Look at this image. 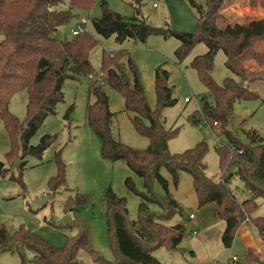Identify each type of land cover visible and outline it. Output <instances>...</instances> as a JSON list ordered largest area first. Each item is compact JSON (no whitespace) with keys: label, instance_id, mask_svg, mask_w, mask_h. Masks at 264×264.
Listing matches in <instances>:
<instances>
[{"label":"trees","instance_id":"trees-1","mask_svg":"<svg viewBox=\"0 0 264 264\" xmlns=\"http://www.w3.org/2000/svg\"><path fill=\"white\" fill-rule=\"evenodd\" d=\"M247 1L251 5L259 1L264 8V0ZM94 3L95 0H0V120L12 140L11 157L16 148L21 151L19 157L29 153L42 156L54 136L44 135L37 145L31 144L30 140L46 117L55 114L58 103L64 100L66 79L94 74L90 52L98 43L95 36L89 30L70 38L60 36L61 28L77 17L75 9L91 10ZM191 3L199 13L193 32L155 27L143 19L127 17L113 10L106 0L100 1L101 14L91 17V23L100 35L105 38L115 35L118 42L129 38L145 42L152 34L175 36L181 41L175 50L179 60L184 59L197 43L204 42L208 50L191 61L207 87L201 99V113L224 123L232 116L236 100L257 97L250 84L264 80V52L256 49V43L264 40V18L245 17L231 21L223 13L225 0H207L205 5L194 0ZM220 49L226 54L227 67L238 77L228 76L223 84L212 77L214 57ZM124 57L125 63H120L119 59ZM248 59H253L257 66L247 65ZM101 71L106 72L105 81L122 93L126 110L135 112L132 122L136 130L149 139L148 147L143 149L116 139L113 134L115 113L110 110V97L102 85L92 87L95 101L89 103L87 117L89 126L101 142V155L112 161H125L144 178L147 193L139 192L131 177L125 181L129 189L143 198L138 219H129L125 197L118 196L109 187L103 204L116 255L114 260L105 258L93 248L90 227L84 221L79 225V233L70 237L63 247L40 239L24 226L14 233L0 227V251H15L26 246L34 251L31 264H83L77 258L82 248L90 252L97 264H164L153 251L161 245L176 250L185 237L186 227L183 223L168 225L164 222L175 213L182 215L183 208L170 193L169 181L161 173L163 167L172 173L175 184L180 170L191 174L199 207L212 202L217 204V212L225 220L222 242L226 247L232 245L247 219L264 239V215L253 216L258 208L257 198L264 197V139L255 132L252 141L245 144L232 140L221 129L229 137V143L216 147L221 168V178L216 181L206 173L208 147L205 141L181 153L169 150V141L179 129L167 128L162 122V109L177 103L168 84L166 69L159 66L156 70V109L151 108L137 65L125 50L104 51ZM21 89H26L29 96L25 121H20L9 108L12 95ZM209 96L213 102L208 100ZM72 110L73 106L66 117ZM31 119L33 121L28 124ZM144 119H148L149 124ZM201 119L198 114L192 118L194 123ZM58 165L57 174L49 180L53 193L67 186L65 165L59 158ZM235 174L243 179L248 197L239 199L231 186ZM154 181L163 187L164 195L158 196L152 191ZM86 196L70 197L67 208L88 204ZM150 202L157 203L162 211H150ZM246 257L249 264H264L261 254L253 247L247 248ZM22 260L25 264L26 260L23 257Z\"/></svg>","mask_w":264,"mask_h":264},{"label":"rangeland","instance_id":"rangeland-1","mask_svg":"<svg viewBox=\"0 0 264 264\" xmlns=\"http://www.w3.org/2000/svg\"><path fill=\"white\" fill-rule=\"evenodd\" d=\"M101 0H95L91 10L75 9L77 17L61 28V37H72L71 29L78 23H87V29L95 36L98 43L90 52L94 67V75L100 74L104 51L125 50L137 65L145 89L148 102L152 109L157 108L155 88L156 70L159 66L168 71V84L172 88L177 103L162 109L161 117L165 127H177L178 134L169 141L172 153H181L205 141L207 153L206 173L214 180L221 178V168L217 146L240 140L245 144L252 141L256 134L264 139V80L252 82L250 87L257 92V97L249 100H236L233 114L226 122L210 127L215 118L201 113L202 97L207 92L205 83L200 79L191 61L197 55L205 53L208 48L204 42L197 43L190 53L182 60L175 55L181 41L175 36L165 37L152 34L145 42L126 39L118 42L115 35L108 38L100 35L91 23V17L101 14ZM115 11L127 17L143 19L155 27L193 32L197 26L198 9L191 0H106ZM205 5L207 0H194ZM156 4V5H154ZM223 13L229 20L245 17L264 18V8L258 1L251 5L247 0H225ZM256 49L264 52V40L256 43ZM116 55V54H114ZM126 57L119 59L125 63ZM226 54L220 49L214 57L212 77L223 84L226 77H238L227 67ZM246 64L256 67L253 59ZM96 84L89 76L80 79L68 78L64 84L65 97L58 103L56 113L46 117L43 124L32 136L33 145L40 143L46 134L53 135L52 143L45 149L42 156L27 154L21 156L19 148L13 151L11 137L0 120V227L10 233L24 226L40 239L63 247L70 237L79 233L82 221L90 227L93 248L109 260L116 258L111 246L110 234L105 214L103 197L111 187L121 197H125L128 217L138 219V208L142 196L129 189L126 179L131 177L139 192L147 193L144 178L133 171L123 160H109L101 155V142L95 131L88 124L87 110L89 103L95 101L92 87ZM102 86L110 97V110L115 113L113 119L114 137L134 147H148L149 139L140 134L133 125L135 112L126 110L122 93L112 88L105 80ZM28 92L21 89L15 92L9 103L10 111L20 121L27 118ZM189 99V100H188ZM213 102L212 97H208ZM73 106L70 116L66 117ZM198 114L203 118L194 123L192 118ZM144 122L149 124L148 119ZM58 158L65 165L66 187L53 193L49 180L58 172ZM161 173L169 181L171 195L183 208L178 213L165 218L168 225L183 223L186 234L176 250L166 246L157 247L153 254L164 264H249L246 250L249 245L255 248L264 258V239L257 232L255 225L248 219L242 223L232 245L226 247L222 242L225 220L217 212V204L212 202L199 207L198 197L193 186L191 174L180 170L178 183L175 184L172 173L166 168ZM231 186L239 199L249 196L243 179L235 174ZM152 191L160 196L165 191L159 182H152ZM86 194L88 204L67 208L70 197ZM258 208L253 216L264 215V197L257 198ZM150 211L161 212V207L154 202L148 203ZM190 213L195 218H189ZM194 229L198 233H194ZM34 251L22 247L15 251H0V264H31ZM236 257V260L233 258ZM83 264H97L90 252L84 248L77 253Z\"/></svg>","mask_w":264,"mask_h":264},{"label":"built area","instance_id":"built-area-1","mask_svg":"<svg viewBox=\"0 0 264 264\" xmlns=\"http://www.w3.org/2000/svg\"><path fill=\"white\" fill-rule=\"evenodd\" d=\"M154 5H156V4H154ZM86 25H87L86 22L78 23L74 28L71 29L72 35H78L80 33H83L84 31L88 30ZM105 77H106V72H104V71H101L100 74H95V75L94 74H90L89 75V78L96 82L95 85H102V82L105 80ZM202 118H203L204 122L208 123V121L204 118V116ZM218 125H219V122L216 121V120H213L212 124L210 125V127L212 128V127H215V126H218ZM193 217H194V214L191 213L190 214V218H193ZM194 233H198V230L194 229ZM236 259H237L236 257L233 258V260H236Z\"/></svg>","mask_w":264,"mask_h":264},{"label":"water","instance_id":"water-1","mask_svg":"<svg viewBox=\"0 0 264 264\" xmlns=\"http://www.w3.org/2000/svg\"><path fill=\"white\" fill-rule=\"evenodd\" d=\"M33 121V119H31L28 124H31V122ZM0 166H3V163H0Z\"/></svg>","mask_w":264,"mask_h":264},{"label":"crops","instance_id":"crops-1","mask_svg":"<svg viewBox=\"0 0 264 264\" xmlns=\"http://www.w3.org/2000/svg\"><path fill=\"white\" fill-rule=\"evenodd\" d=\"M191 214V213H190ZM193 214V213H192ZM193 218H195V215H194V217ZM243 226V225H242ZM241 226V227H242ZM256 227V226H255ZM257 229V228H256ZM197 230V229H196ZM258 232V231H257ZM248 247H252L251 245H249ZM263 258V257H262ZM264 259V258H263Z\"/></svg>","mask_w":264,"mask_h":264}]
</instances>
